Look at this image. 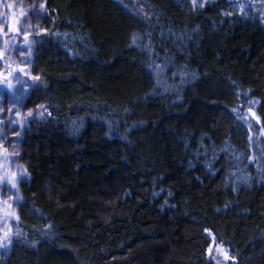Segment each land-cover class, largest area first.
<instances>
[{"label":"trees","instance_id":"obj_1","mask_svg":"<svg viewBox=\"0 0 264 264\" xmlns=\"http://www.w3.org/2000/svg\"><path fill=\"white\" fill-rule=\"evenodd\" d=\"M39 7L0 264H264V0Z\"/></svg>","mask_w":264,"mask_h":264},{"label":"rangeland","instance_id":"obj_2","mask_svg":"<svg viewBox=\"0 0 264 264\" xmlns=\"http://www.w3.org/2000/svg\"><path fill=\"white\" fill-rule=\"evenodd\" d=\"M39 1L44 0H0V78L9 81L6 84L0 79V240L7 230H14L13 200L18 182L28 174L16 144L18 118L28 109L24 103L28 83L23 75L34 74L27 58L33 43L30 38L46 20L39 16ZM210 253L215 264H229L230 255L225 250L213 244Z\"/></svg>","mask_w":264,"mask_h":264},{"label":"snow or ice","instance_id":"obj_3","mask_svg":"<svg viewBox=\"0 0 264 264\" xmlns=\"http://www.w3.org/2000/svg\"><path fill=\"white\" fill-rule=\"evenodd\" d=\"M42 31H47L46 29H44V30H42ZM33 79H35V80H39V77H34ZM8 87L9 88H11V85H8ZM17 101L20 99V97H14ZM20 114L19 113H17V116H19ZM29 115H31V113H29ZM41 115H42V113H41ZM14 175V174H13ZM13 187H15V185L13 184ZM5 237H7V234H5ZM3 243V241L2 240H0V244H2ZM8 243L10 244L11 243V240H9L8 241Z\"/></svg>","mask_w":264,"mask_h":264}]
</instances>
